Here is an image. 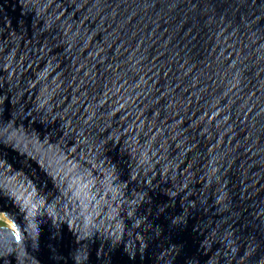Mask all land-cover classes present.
<instances>
[{
  "label": "water",
  "instance_id": "water-1",
  "mask_svg": "<svg viewBox=\"0 0 264 264\" xmlns=\"http://www.w3.org/2000/svg\"><path fill=\"white\" fill-rule=\"evenodd\" d=\"M0 264H264V0H0Z\"/></svg>",
  "mask_w": 264,
  "mask_h": 264
},
{
  "label": "rangeland",
  "instance_id": "rangeland-1",
  "mask_svg": "<svg viewBox=\"0 0 264 264\" xmlns=\"http://www.w3.org/2000/svg\"><path fill=\"white\" fill-rule=\"evenodd\" d=\"M11 222L3 215L0 214V227H11Z\"/></svg>",
  "mask_w": 264,
  "mask_h": 264
}]
</instances>
